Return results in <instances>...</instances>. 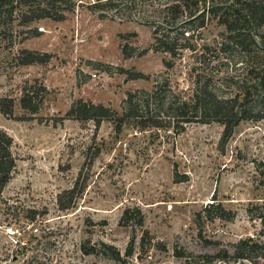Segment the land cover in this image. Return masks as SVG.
I'll return each mask as SVG.
<instances>
[{"label":"rangeland","instance_id":"rangeland-1","mask_svg":"<svg viewBox=\"0 0 264 264\" xmlns=\"http://www.w3.org/2000/svg\"><path fill=\"white\" fill-rule=\"evenodd\" d=\"M53 1L47 10L61 20L24 25L21 7L14 19L0 18V98L15 104L11 117L0 112V129L16 157L0 199V264H249L236 246L264 245V119L243 120L223 143L218 122L175 136L67 117L78 101L121 114L127 95L151 90L159 76L191 102L200 49L215 48L226 27L209 21L194 40L198 50L174 59L154 50L153 30L136 17L97 11L93 0ZM30 53L42 60L29 63ZM239 56H205L214 62L206 74L225 96L241 94L227 74L252 78ZM25 94L37 112L22 108ZM255 102L248 106L258 114L264 104Z\"/></svg>","mask_w":264,"mask_h":264},{"label":"trees","instance_id":"trees-1","mask_svg":"<svg viewBox=\"0 0 264 264\" xmlns=\"http://www.w3.org/2000/svg\"><path fill=\"white\" fill-rule=\"evenodd\" d=\"M62 1L64 4L72 3V0ZM41 4L45 5L46 9L40 7L34 9L35 5ZM90 4L97 11L124 13L123 15L136 17L139 22L150 26L155 40L154 50L168 53L174 59L181 58L184 51L198 50L194 40L200 34L198 31L205 28L209 21L217 20L218 24L226 27V33L223 34L221 42L215 43V48L203 46L200 49V54L192 67L196 79L191 102L186 101L174 89L169 77L159 76L151 90L129 93L123 101L121 114L111 107L78 101L67 114L69 119L94 121L97 128L104 121H111L117 133L126 125H134L141 131L167 129L175 136L184 133L191 124L218 122L224 126L223 143L231 137L234 128L243 120L256 117L264 119V116H261L264 107L258 114H253L248 106V99L252 96L257 103L255 107L264 104V0H93ZM53 7H55L53 0H0V18L7 15L8 20L14 19L15 11L19 8L18 18L24 25L46 18L55 17L57 21L61 20V17L48 12L47 9ZM70 9H73V4ZM211 51L228 55L239 52L242 57L239 56L238 61L242 63L239 67L244 63L248 64L250 69L248 72L252 75L251 82L247 79L235 82L233 74L226 76V80L236 83L241 94L234 97L223 95L214 82L216 76L206 74L207 66L214 63L205 58ZM125 54L130 55L128 48ZM29 55V63L42 60L38 54ZM228 64H231V61ZM165 66L170 70L173 63L165 62ZM144 77L140 73H133L130 76L131 79ZM240 95H244L242 102ZM6 104L8 106H5ZM21 104L22 108L37 112V109L30 108L26 94ZM14 108L13 99L0 98L2 114L11 117ZM13 145V138L0 129V199L16 167ZM77 188L78 183L70 193L75 195ZM60 201L61 198L59 204L62 209L68 208ZM137 215L139 225L142 227L144 216L139 210ZM127 217L128 212L125 213L123 220ZM224 252L228 254L227 251ZM177 256L183 257L184 254L177 252ZM236 257L249 264L264 263V245L241 240L236 246Z\"/></svg>","mask_w":264,"mask_h":264},{"label":"built area","instance_id":"built-area-1","mask_svg":"<svg viewBox=\"0 0 264 264\" xmlns=\"http://www.w3.org/2000/svg\"><path fill=\"white\" fill-rule=\"evenodd\" d=\"M7 232H8L9 234H13V233H14V231H13L11 228L7 229Z\"/></svg>","mask_w":264,"mask_h":264}]
</instances>
